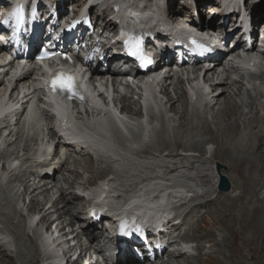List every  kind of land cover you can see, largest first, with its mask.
<instances>
[{"label": "bare ground", "instance_id": "bare-ground-1", "mask_svg": "<svg viewBox=\"0 0 264 264\" xmlns=\"http://www.w3.org/2000/svg\"><path fill=\"white\" fill-rule=\"evenodd\" d=\"M73 1H74V3H76V5H79V6L84 5L83 2H85V0H73ZM150 1H152V0H150ZM177 1L175 0L174 3L176 4ZM199 1H201V0H199ZM212 2L213 1H211V3ZM261 2H262V4L260 6H258V4H256V10L255 11H256V13L258 12V14L261 17L260 23H264V0H261ZM116 5L117 4L113 5L112 10ZM212 5H213V3H212ZM146 9H147V7H146ZM215 9H218V8L216 7ZM184 10H186V9L184 8ZM141 13L145 14L144 12H141ZM175 13H176V11L173 8H171L169 10L168 15H170V16H168V17L170 19H173L172 20L173 24H176L178 22L184 23L186 21V19H187L186 22L190 21V22L194 23L192 16L182 15V16H180V18L179 17L177 18L175 16ZM234 18H232V20H234ZM219 19H221V21H223V26H226L227 23L225 22V20H227V19L230 20L231 18L229 16H225V17H222ZM230 22H231V20H230ZM109 25H112V23H110ZM202 25L203 26L207 25L209 28L214 27V18H211V22H209V23H206V21L203 22ZM102 35H106V34L103 33ZM69 48H71V45L69 46ZM252 51H255V49H252ZM235 55H238V52L235 53ZM223 67H224L223 62L217 63L215 65V68L207 73L208 76L214 75L217 69H220ZM28 79H29V76H26L24 81H28ZM207 80L209 81L210 79L207 78ZM238 84L239 83H236L237 86H238ZM229 88H230V84L227 83L226 81H223L220 84L213 87V91H220V94L217 97H215V99L213 100L212 103H209V109L215 110V108H217V106H219L220 108H217V112L215 113V116L213 118V122H211V123L204 120L203 117H201L200 115H198V116L191 115L186 107L180 109L179 104L182 101L181 102L176 101V100H174L173 97H171L172 104L170 107V111L179 121L178 126L176 128V131H173L174 139H169L166 136V128H163L162 131L159 133L158 139L155 143H153V144H151V143L141 144L139 146V148L129 150L133 154H141L142 153V154H149L152 156H154L155 154H162V153L166 152L168 154L167 158H169L173 161L175 159H177V160L183 159V160L187 161L188 157H184L183 154H181V152L179 153V151L184 150V152H187V149H188L189 151L197 150V151L202 152L203 146L205 143L213 142V141H216V142L222 141L220 144V147L218 148L219 150H217V152L214 154V158L216 160L219 159L221 162L226 163V165L229 166L231 173L234 175L233 181L231 180V177H229V178H230L232 184L234 185L233 190L236 192V194L234 197H230L229 194L231 195V193L225 194V193L219 192V194L217 195V197L215 199L214 198H208L207 200L198 203L193 209H191V211L188 214H186L184 217L181 218V221L179 224L173 225L171 227V228H173V230L175 232L174 233V239L179 237L182 240V242H187L190 240L196 241L195 235L192 232L196 231L199 224L202 223L203 219L210 212L211 208H213L214 205H217L219 203V200H217V199L220 196L223 197L224 200H227V198H230L232 201H235L234 204H236L240 200L241 201L247 200L248 197L252 196V193H255V191H257V189L259 187L264 188V116L259 115V113L257 112L258 111V107H257L258 105L256 104L255 101H252V103L250 105L251 112H249L251 116L250 117L244 116V120H242V117L240 116V114L238 112L237 104L229 95V91H228ZM5 89H6V85L3 82H0V103L3 99L4 100L6 99ZM181 99H183V97H181ZM227 107H229L228 110L231 112L228 114V118L230 121H234L231 123L232 126L231 127L229 126V128L220 131L218 136L212 135V137L210 139L205 140V136H206L205 132L210 131L209 127L211 125H216L217 122L215 121V119L217 118V115L219 113H222L223 111H225L227 109ZM194 120H196L197 123H194ZM176 124H177V122H176ZM14 128H19V126L15 125ZM240 129H241V131L246 130V131H250V132H245V131L239 132V131H237ZM194 132H196V134L200 133V135L204 137V140L199 141V142H201L200 145L197 144L196 142L195 143H189V142H184V141L180 140V137L182 135L185 136L187 134H193ZM207 134H209V133H207ZM220 135L222 137H219ZM10 137H12V136L10 135ZM189 137L191 138V136H189ZM8 138H9V136H8ZM17 139H18V142L16 140V145L18 144L20 146L19 147V155H22V153L25 152V150L23 148H21L20 144H24L27 147L30 143L35 142L36 137H35V133H31L27 137L26 140H24L22 138V135H19ZM9 147H12L11 142H9L7 145V148H9ZM169 148H174V149H179V150L175 151V152L167 151V149H169ZM71 152H74L77 155H81L76 151H71ZM175 153H176V155H175ZM81 160L82 159L73 158L72 156L67 157L65 159H62V160H56L55 162H53V164L45 167V172L43 174L39 173L36 169L29 168L28 170L22 172L21 182H22V186L24 187L25 196L30 198V202H31L30 206H32V208H34V209L38 208V207H42L45 209V213H44V216L42 218L41 224L46 225L48 230H52L53 227L56 225V231L59 234H62L63 238H66L69 235L75 236L73 241L76 242V244L74 246H71L70 251L74 252V253L79 252L80 253L79 260L87 258L89 253H91L90 260L94 261L93 256H92V251L96 249L95 246L93 244H91V248L84 249L83 246L79 245V241H80L79 235H74L75 232H73V230L71 233H66V228L64 226V224H65L64 218H66V216L67 217L71 216L70 224L68 225L69 227H72V225L75 223V221H79V218H81L80 217L81 212H80L79 207H78V204H79L78 201H82L83 199L81 197H79L78 195H76L74 192L76 191V189L79 190L78 186H82L80 184V182L78 181V179L80 180V178L82 177V174L80 172H78L77 170L76 171L75 170H68V166L70 165L69 164L70 161H73V163H75L76 165H80ZM84 160H87V162L89 164L87 172L90 174L96 173L94 171L93 161L91 159H84ZM180 160H178V161H180ZM225 160H226V162H224ZM161 161H164V159ZM188 161L191 162L190 160H188ZM182 162H184V161H182ZM157 164H158V162H157ZM169 164H170V161H169ZM177 166L179 167L180 165L177 164ZM178 167L175 166V167L171 168L169 171V174L170 175H173L175 173L178 174L177 173ZM166 169H168V168H166ZM63 170L64 171L65 170L70 171L71 175L75 176V179H71V181L64 179L63 182L56 180L54 182V183L57 182V185L62 184L65 187H66V185L68 186L67 188H62L61 190H59V193H61L60 201L67 203L66 207L61 209V210L57 209L55 211V207H56L55 204H53L51 207L47 208L49 201H50V192H51V190L49 189V185L52 184V182H50V181L55 178V175L57 173L62 172ZM256 171H258V172H256ZM98 174L103 175L104 172L99 171ZM176 174H175V176H177ZM258 174H260V179L259 178L256 179V176ZM192 175L193 174H191V176ZM6 176H8V178H7L8 181H11L12 178H10L9 174L4 173L2 175L3 178H6ZM33 177H34V179H33ZM182 178H184V177H182ZM186 179H187V177L185 178V180ZM4 180H1L2 181L1 183H3V184L0 185V187H2V188H4V186H7L8 181H6V180L4 181ZM180 180H181V182L183 181V179H179V182H180ZM177 182H178V180H177ZM133 183H134V181H133ZM54 187H56V186H54ZM67 193H69L70 196H74V197L72 199H67ZM15 195H16V193L14 194V197H15ZM258 199H260V198H258ZM14 200H15V198H14ZM260 201H262V199H260ZM57 202H59V201H57ZM259 203H262V202H259ZM252 208L253 209H252V212H250V214L245 215L244 217H243V214L241 216H239L240 220L243 218V220L240 221V223L242 224L240 232L233 231L232 228L234 229V227L229 226V228L231 229V231L233 233V243L235 245H237L238 241L241 240L242 243L244 244L245 248H247V250L249 252V257L246 258V262H243L244 259L241 257L240 259L232 260V264H253L251 262H254V261H256L255 263H257V264H264V206L259 205V206H253ZM82 209L84 210V206L82 207ZM56 214L58 215L57 218L54 217V215H56ZM194 214L200 215V221L201 222L195 226L189 225L188 219ZM20 217H22V216H20ZM0 221L4 225L3 220L0 219ZM231 221H232V223L236 222V220H234V219H232ZM185 227H187V229H185ZM4 228H5V225H4ZM5 229L10 231L7 228H5ZM175 235H177V237H175ZM210 237H211L210 240H212L213 237L210 236V234H208V238H210ZM202 238L204 239V237H202ZM17 241H19V239H17ZM176 243L178 244V241ZM30 249H32V248H30ZM6 251H7V249H5L2 245H0V264L2 262H4V260H3L4 258L8 259L9 261H13V264H14L15 263L14 262L15 256H10V255L6 254ZM197 251H198V254L195 257H191L188 253L183 252L181 254H178L177 256H173L172 260H174V262H176L177 264H184V262H186V261L189 264H193V262H190V260L191 259L197 260L202 255L201 246L199 247V244L197 246ZM22 252H23V250H22ZM16 253H19V252H17V250H16ZM21 255H24V253H21ZM162 259L163 258H160V259H158V261H160ZM125 260H126L125 264H138V261L134 258H131V257H127ZM37 262L38 261H37L36 257L32 256L31 258H28V259H26V258L19 259V262L15 263V264H36ZM39 262H40V260H39ZM97 263H98V261L96 262V264ZM214 263L219 264L216 261H214ZM147 264H154V262H150ZM164 264H170V262H166Z\"/></svg>", "mask_w": 264, "mask_h": 264}, {"label": "rangeland", "instance_id": "rangeland-1", "mask_svg": "<svg viewBox=\"0 0 264 264\" xmlns=\"http://www.w3.org/2000/svg\"><path fill=\"white\" fill-rule=\"evenodd\" d=\"M230 92L233 94L232 91H230ZM246 101H247L248 105L250 103H252V101H255L256 104L258 105L257 107L262 109V106H261L262 103L259 102V96L254 97L253 95L248 94ZM228 108L229 107H227V109L225 111H223L222 113H219L217 115V118L215 119V121L217 123H216V125H211L209 127L211 132L206 131L210 135L205 132V135H206L205 140L210 139L212 137V135L218 136L220 131L229 128V126L230 127L232 126L231 123L234 121H230L228 118V114L231 113L228 110ZM212 117H213V115L211 116V118ZM176 122L177 121H175V125L178 124V122H177V124H176ZM194 123H197L196 120H194ZM237 131H239V132H243V131L250 132V131H246V130L241 131V129L237 130ZM194 133H196V132H194ZM194 133L193 134H187L185 136L182 135L180 137V140L184 141V142H189V143H195L196 142L197 144L200 145L201 142H199V136L194 135ZM188 135L191 136V138ZM219 137H222V136L220 135ZM157 139H158V137H157ZM172 139H174V136L172 137ZM221 142L222 141H220V142L219 141L218 142L213 141V143L216 144V146L214 148V150H215L214 153H216L217 150H219L218 148L220 147ZM178 150L179 149H174V148L167 149V151H173V152L178 151ZM193 151H197V150H191V151H187V152H193ZM198 152H200V151H198ZM175 155H176V153H175ZM213 156L211 159H198V158H197V160L195 158H194L195 160L188 159L191 162H189L188 160L187 161L183 160V159H181V160L178 159L180 161H178L177 159H175L176 161L175 160L173 161L171 159H168V160L164 159V161H161L163 159H158V160L155 159L158 162V164H157V162L154 159L151 160L152 162L150 161V163L160 165L162 167V169H160V170H164L166 168L171 169L175 166L178 167L177 164L180 165L178 167V171H177L178 174H176L177 176L179 174L180 175L177 177V176H175V174H173L175 176V179L173 180L174 183H176L178 180L177 183H181V184L200 183L202 185H206V187H204V188L209 192V194L207 196H205V194L202 193V194H199L201 196H198L196 198H193V199L187 201L185 203L184 208L181 211L182 214L188 213L198 203L203 202V201L207 200L208 198H214L215 199L217 197L218 194L215 193L213 185H212L214 183L213 180L216 177H218L217 164H220L222 166L221 172L223 171L225 176H227V178L231 177V180L233 181L234 175L231 173L229 166L226 165V163L221 162L219 159L216 160ZM169 161H170V164H169ZM182 161H184V162H182ZM224 162H226V160ZM69 164L70 165L68 167L71 170H75V171L77 170L81 174H83L85 172L88 173L87 169H88L89 164H88L87 160H81L80 165H76L75 163H73V161H70ZM223 164L225 165V167ZM102 168L103 167L100 164H95L94 165V171L96 173H94V174L88 173V174L91 177H94V175H97L98 172ZM256 172H258V171H256ZM191 174H193V175L191 176ZM69 177L75 178V176H72L68 171H66V172L63 171V172H61V174H59V175L57 174V176L55 177V181L56 180L60 181L61 179L69 178ZM182 177H184V178H182ZM186 177H187V179L185 180ZM0 178H3V177L1 176ZM7 178H8V176H6V178H3V179L8 181ZM178 178L183 179V181L181 182V180H180V182H179ZM258 178L260 179V174H258L256 176V179H258ZM193 179H196V181H194ZM202 179L204 180V183L202 182ZM228 180L231 182L230 178H228ZM78 181H79V179H78ZM133 181H134V183H133ZM51 182H53V184L51 185V188H52V187H54V180ZM129 183L132 186H134L136 184L135 180H128L127 178H124V177H121L120 181H118L117 184L118 185L119 184H121V185L127 184V187H128V186H130ZM2 184L3 183H0V185H2ZM62 186H64V185L58 184L57 188L61 189ZM191 186H194V185H191ZM198 186H199V188H203V186H201V185H198ZM6 187L7 186H4V189ZM66 187H68V186L66 185ZM232 187H234V185ZM57 188L53 189V192H51L52 198H51L50 206L53 203H55L56 201H59V205L55 207L56 208L55 210H57V209L61 210V209L66 207L67 203L60 201L61 195L58 194L59 190ZM2 189L3 188L0 187V190H2ZM200 190H202V192L204 191L203 189H199L198 191H200ZM228 193H231V195L229 194L230 197H234L236 194V192L233 190V188H232V192H228ZM225 194H227V193H225ZM70 198L72 199L73 196H70V194H69V196L67 195V199H70ZM258 198L262 199V201H260V199H258ZM217 200H219V203L217 205H214L213 208H211L210 212L203 219L202 223H200L201 222L200 221V215L194 214L188 219L189 225L195 226V225H198L200 223L198 228L196 229V231H193L192 233L195 235V240L199 244V247L201 246V250H202V255L197 260L191 259L190 262H193V264H215L214 261H216L219 264H232V260H237V259H240L241 257L244 259L243 262H246V258L249 257V252H248L247 248H245V246L241 240L238 241L237 245H235L233 243V233H232L231 229L229 228V226L234 227V229L232 228L233 231H236V232L241 231L242 224L240 223V221H242L243 218L240 220L239 216H241L243 214V217H244L245 215L250 214V212H252L253 206H259V205L264 206V188L259 187L257 189V191H255V193H252V196L248 197L247 200H243V201L240 200L236 204H234L235 201H232L230 198H227V200H224V198L221 196ZM259 202H262V203H259ZM78 203H79L78 204L79 210L83 212L82 207L84 205V201H78ZM2 206H3V208H2ZM0 207L2 208V209H0V217H1L0 219L3 220L5 228L9 229L10 232L14 235V237L16 236L15 238L13 237V235L11 236L12 240L15 243L14 251L7 250L6 254H8L10 256H15V259H14L15 263L19 262V259H24V258L28 259V258H31L32 256H35L37 261H38L36 264H38L39 260L41 261V259H40L39 251L35 245V240L28 238L27 236L24 237V233L22 231L23 222H24V220H26V217H27V214H26L28 212L27 209H26V212H24L25 215H22L21 213H19L20 211L16 210L14 204L8 198H5V200L3 201V204H1V199H0ZM24 209H25V207H23V211H24ZM20 216H22V217H20ZM55 217H56V215H55ZM66 219H67L66 223L64 221L65 226H67L70 223L71 216H69V217L66 216ZM232 219L236 220V222L232 223V221H231ZM55 228L56 227H54V229ZM185 229H187V227H185ZM69 230H70V228H67V232H69ZM208 234H210V236L213 237L212 240H210L211 237L208 238ZM202 237H204V239ZM17 239H19V241H17ZM30 248H32L33 250ZM16 250L19 253H16ZM22 250H23V252H22ZM203 250H204V252H203ZM21 253H24V255H21ZM197 254H198V251L196 250L195 256H197ZM190 256L195 257L193 255H190ZM5 259L6 258L3 259L4 262H2L1 264H10V263L13 264V261H9L8 259L5 260ZM255 262L256 261L251 262V263L257 264ZM184 264H189V263L186 261V262H184Z\"/></svg>", "mask_w": 264, "mask_h": 264}, {"label": "snow or ice", "instance_id": "snow-or-ice-1", "mask_svg": "<svg viewBox=\"0 0 264 264\" xmlns=\"http://www.w3.org/2000/svg\"><path fill=\"white\" fill-rule=\"evenodd\" d=\"M129 42L131 45L132 55H139V48L142 43V38L133 37L130 39ZM44 55L47 56L48 55L47 52H45ZM141 59L145 60V62H148L146 58L143 56H141ZM73 79H74L73 77H64L63 74H61L60 77L52 81V87L54 90L59 88L61 90L71 92L73 95H76L74 91Z\"/></svg>", "mask_w": 264, "mask_h": 264}, {"label": "water", "instance_id": "water-1", "mask_svg": "<svg viewBox=\"0 0 264 264\" xmlns=\"http://www.w3.org/2000/svg\"><path fill=\"white\" fill-rule=\"evenodd\" d=\"M220 189H221L222 191H224V192L229 191L230 188H229V184H228L226 178H222V184H221Z\"/></svg>", "mask_w": 264, "mask_h": 264}]
</instances>
